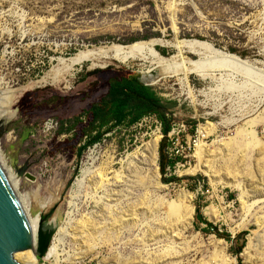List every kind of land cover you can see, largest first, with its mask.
<instances>
[{
	"label": "rangeland",
	"instance_id": "1",
	"mask_svg": "<svg viewBox=\"0 0 264 264\" xmlns=\"http://www.w3.org/2000/svg\"><path fill=\"white\" fill-rule=\"evenodd\" d=\"M192 39L221 54L204 52L210 76L201 82L189 74L190 91L181 87L182 75L162 78L139 60H82L68 72L60 64L110 44ZM155 49L164 58L177 54L160 44ZM224 54L248 63L226 61ZM116 78L148 84L169 112V132L163 135L157 116L149 115L114 128L79 155L89 141L85 112ZM0 84V114H13L0 126V159L21 179L15 195L27 218L38 221L57 250L50 260L32 254L30 264H246V249L252 264H264V224H258L264 219V0H0ZM251 119L256 138L244 140L242 158L234 147ZM197 132L211 154L204 165L212 181L190 174L196 149L187 148ZM108 163L109 179L120 172L123 181L99 193L86 182L80 191L81 170L91 178ZM182 196L193 209L187 224L179 222ZM25 253L14 260L23 264Z\"/></svg>",
	"mask_w": 264,
	"mask_h": 264
},
{
	"label": "bare ground",
	"instance_id": "2",
	"mask_svg": "<svg viewBox=\"0 0 264 264\" xmlns=\"http://www.w3.org/2000/svg\"><path fill=\"white\" fill-rule=\"evenodd\" d=\"M156 44H160L162 46H167V47H172L173 49L176 50L177 54L170 58H164L163 56H160L159 53L156 52V49H155ZM204 52L221 54L220 52L215 50L210 44L206 42L194 40V39L174 40L173 43L164 42L161 40H157V41L152 40L150 42H136L131 45L110 44L106 46L96 47L91 50L87 49V51L79 53L75 58H72L69 61L60 60V64L64 67L65 72H68L74 65L78 64L82 60L86 61V60L107 59V60H113L119 63H127L130 60L132 61L139 60V61L149 63L154 69H158L161 72L162 78L169 77V76L182 75L181 78L178 79V81L181 84V87L183 89L190 91V84L188 80L189 74H194L201 82L206 81L208 79V76H210L205 71L204 64L201 60V57L203 56ZM187 54L197 56L199 59L196 61H193L192 59L185 57V55ZM223 57L226 61L234 62L237 64L239 63L241 65L242 64L247 65L248 63L230 54H224ZM54 67L56 68V66ZM148 68H150V66ZM54 71H57V69ZM158 79L152 80L151 81L152 85L155 84L156 81H158ZM43 81L47 82V78H44ZM262 102H264V100ZM254 111H256V109L253 110L252 113H254ZM12 117H13V114L9 113L8 109L3 111L2 114H0V126H4L7 123H9ZM247 124H248V127L244 131V138H241L243 140H240L239 142H237L234 147V155L235 154H238L239 156L241 155L242 158H244L245 152L243 151L241 153H237V151L244 145L245 143L244 140L253 141L256 138V132L254 131V127L257 126L256 121L254 119H251L248 121ZM206 129L201 130L203 135L208 134V131H206ZM199 136L201 140L202 139L201 135L199 134ZM200 140L197 144L196 152H195V157L197 159V165L192 171H190V174L193 176L196 173L202 174L212 181L211 173L207 167L208 165L206 166L204 165L206 161L211 159V154L209 153L208 150H206L204 143H202ZM222 143H224V141L220 140L218 142H215V145L217 146L218 144H222ZM148 149L150 151L151 157L154 158L156 155V150H157V141H155L154 144ZM263 153H264V150H263ZM135 160H136V156L130 157L131 164H135ZM109 166H110V163H108L106 165V168L102 172L98 173L97 176H93L91 178H89L90 173L88 169L81 170L79 177L76 179L78 183L80 184L79 186L80 191L83 190L86 182H88L93 192L95 193H99L103 191L104 189H106V186L110 185L112 182L116 184L121 183L123 181V177H122V173L120 172L118 173L113 172V178L109 179V174H110ZM0 171L2 175L4 176L5 180H7L9 186L11 187L12 191L15 194V188H17L21 179L17 176V174L15 176L13 171L10 168L8 169L4 167V164L1 161V159H0ZM139 184L141 186H144L141 181L139 182ZM59 188L61 192L62 185H60ZM182 198L185 200L183 202L185 205V215L179 222L181 224H187V223H190L191 221L193 209L190 208L191 199L187 196H182ZM59 199H60V194L55 196L53 204L59 202ZM256 203L257 202L253 203L252 206H255ZM18 204L26 218L27 224L31 232V237H32L31 249L27 251L26 253L23 252L26 255L25 258L23 259V262H24L23 264H28V263L30 264V263H33L34 261L32 254L34 255L35 258L38 257V250H39L38 240L40 236H43V233H45V230L40 229L38 221L30 222L29 219L27 218L26 212L23 210L19 202ZM260 223L264 224V219H262L261 222H258L259 226H260ZM213 246H214L216 254H221L225 250L224 245L222 243L214 244ZM56 251H57L56 247L54 246L51 247V249L48 248V251L46 253V256H47L46 260H50L53 256H55ZM249 252L250 251L246 249V251H244L242 255V257L247 262L246 264L253 263V258L250 256ZM19 254H22V253H19ZM233 263L234 262L224 261L223 264H233ZM210 264H218V262L215 259H213Z\"/></svg>",
	"mask_w": 264,
	"mask_h": 264
},
{
	"label": "trees",
	"instance_id": "3",
	"mask_svg": "<svg viewBox=\"0 0 264 264\" xmlns=\"http://www.w3.org/2000/svg\"><path fill=\"white\" fill-rule=\"evenodd\" d=\"M161 108H165L161 101L156 98L151 88L145 86L139 78L110 80L107 93L85 112V116L89 117L90 123L89 127L83 131V135L87 136L89 141L84 148H80L79 155L86 149V146L91 147L100 143L103 136L114 128L125 124L129 126L137 124L149 115L157 116L162 127L161 132L166 135L169 132L170 125L165 118V114L159 112ZM78 124L79 118L73 122L72 127L74 128ZM175 181V179H170L167 182ZM195 219L197 222H201L198 215L195 216ZM201 224L205 225L208 233H215L216 228L210 224Z\"/></svg>",
	"mask_w": 264,
	"mask_h": 264
},
{
	"label": "water",
	"instance_id": "4",
	"mask_svg": "<svg viewBox=\"0 0 264 264\" xmlns=\"http://www.w3.org/2000/svg\"><path fill=\"white\" fill-rule=\"evenodd\" d=\"M141 82L148 86V84ZM169 113L166 108L160 109ZM26 168L18 171L22 176ZM50 235L39 237L38 258H42L48 251ZM32 237L26 218L18 204V200L7 180L0 171V264H18L14 256L31 249Z\"/></svg>",
	"mask_w": 264,
	"mask_h": 264
},
{
	"label": "built area",
	"instance_id": "5",
	"mask_svg": "<svg viewBox=\"0 0 264 264\" xmlns=\"http://www.w3.org/2000/svg\"><path fill=\"white\" fill-rule=\"evenodd\" d=\"M199 140H200V136L198 133H196L194 136L190 138L189 140L190 144H188V148H187L188 152L196 149Z\"/></svg>",
	"mask_w": 264,
	"mask_h": 264
},
{
	"label": "flooded vegetation",
	"instance_id": "6",
	"mask_svg": "<svg viewBox=\"0 0 264 264\" xmlns=\"http://www.w3.org/2000/svg\"><path fill=\"white\" fill-rule=\"evenodd\" d=\"M154 108H156V107H154ZM159 112H160V113H163L160 109H159Z\"/></svg>",
	"mask_w": 264,
	"mask_h": 264
}]
</instances>
